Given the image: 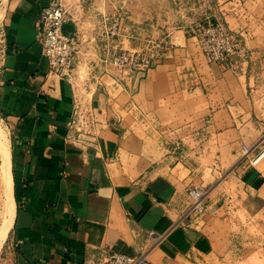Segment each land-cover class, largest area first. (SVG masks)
Returning <instances> with one entry per match:
<instances>
[{"label": "crops", "instance_id": "0c3cea01", "mask_svg": "<svg viewBox=\"0 0 264 264\" xmlns=\"http://www.w3.org/2000/svg\"><path fill=\"white\" fill-rule=\"evenodd\" d=\"M50 2L3 0L0 14L16 204L0 264H264V159L250 161L264 148V0H67L77 40L81 23L120 16L123 31L172 44L143 79L79 58L70 80L50 73L40 41ZM209 17L245 33L247 63L206 62L193 29ZM195 186L207 210L182 226Z\"/></svg>", "mask_w": 264, "mask_h": 264}, {"label": "built area", "instance_id": "2783aa9c", "mask_svg": "<svg viewBox=\"0 0 264 264\" xmlns=\"http://www.w3.org/2000/svg\"><path fill=\"white\" fill-rule=\"evenodd\" d=\"M3 11V0H0V14ZM71 17L63 4V0H51L49 6L42 12L40 19L41 44L47 59L50 73L70 80L76 65L77 41L74 36L65 32V27ZM110 25L106 39L112 42L122 36L123 17L117 16L105 20ZM198 46L209 65H224L235 67L247 63L251 50L246 44V36L242 30H233L225 22L216 18H207L193 29ZM171 36L159 39L148 37L144 47L119 52L116 48L107 50L106 62L119 70L125 77L145 78L165 58L171 49ZM107 74H111L110 72ZM116 86L124 87L123 79H116ZM253 149L243 147L244 156L249 159ZM264 159V148L250 159L252 166H257ZM191 205L182 216V226H192L202 221L206 210L207 189L195 186L189 191ZM155 232H150L153 236ZM99 264H149L148 257L139 258L124 254H116Z\"/></svg>", "mask_w": 264, "mask_h": 264}, {"label": "rangeland", "instance_id": "374dc122", "mask_svg": "<svg viewBox=\"0 0 264 264\" xmlns=\"http://www.w3.org/2000/svg\"><path fill=\"white\" fill-rule=\"evenodd\" d=\"M63 4L67 10H69V7L67 5V0H63ZM4 15L0 16V21L3 18ZM206 21V19L203 22H198V24H202ZM194 24V23H193ZM110 25L101 23V25L97 23H88L83 22L81 23V26H76L75 31L81 32L79 35L81 36V39H76L77 41V56H76V62L80 58L79 61L82 63H86L89 66H94L95 69L99 70L101 68V72L107 74V72L111 73L115 68L110 66L108 62H106L107 59V50L109 48H116L119 52H126L130 51L132 49H140L144 47V44L148 37L143 36H136L133 35L131 32L123 31L122 36L113 42L111 40L106 39V32L109 29ZM92 36V38L90 37ZM163 36V35H161ZM164 37V36H163ZM154 39H159L162 37H151ZM132 45L135 44L136 47L132 49H126V45ZM3 132V133H2ZM0 139H9V135L7 133V130L3 124V122L0 121ZM79 137L78 140L79 141ZM2 153L0 149V213L3 207V200L5 197L4 194V182L5 178L2 172ZM1 218H0V224H1Z\"/></svg>", "mask_w": 264, "mask_h": 264}, {"label": "bare ground", "instance_id": "6f19581e", "mask_svg": "<svg viewBox=\"0 0 264 264\" xmlns=\"http://www.w3.org/2000/svg\"><path fill=\"white\" fill-rule=\"evenodd\" d=\"M1 16V15H0ZM3 133V132H2ZM1 137V136H0ZM0 149L2 153V172L5 178L4 182V202L0 213L1 224H0V251L7 238V235L13 225L16 204L13 193V181L11 176V161H10V150L8 139H0Z\"/></svg>", "mask_w": 264, "mask_h": 264}]
</instances>
